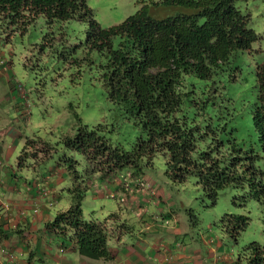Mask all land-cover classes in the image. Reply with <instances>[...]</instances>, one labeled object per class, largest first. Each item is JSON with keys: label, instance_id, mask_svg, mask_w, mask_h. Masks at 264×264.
Listing matches in <instances>:
<instances>
[{"label": "trees", "instance_id": "trees-1", "mask_svg": "<svg viewBox=\"0 0 264 264\" xmlns=\"http://www.w3.org/2000/svg\"><path fill=\"white\" fill-rule=\"evenodd\" d=\"M235 1H150L120 22L103 26L86 0H0V19L21 31L39 15L48 25L86 21L80 60L91 65L108 101L136 129L129 148L113 143L103 124H79L73 135H64L63 144L80 151L93 170L105 174L130 167L143 172L161 153L172 181L181 183L194 174L212 203L218 191L230 185L241 191L242 202L254 198L264 210V64L256 71L257 100L251 110L254 139L241 135L234 107L230 98L229 105L225 103L219 85L220 75L231 68L232 54L258 38L247 25L249 15ZM161 9L162 16L154 15ZM34 140L28 138L25 149ZM25 149L22 156L29 153ZM97 157L104 158L103 167L95 166ZM63 161L73 178L70 203L49 225L59 233L69 228L68 237L79 253L109 259L111 233L106 220L83 217L81 201L88 183L75 160ZM107 218L117 220L118 213L111 212ZM247 223L248 216L241 213L221 218L234 238ZM244 253L246 264H264V244L250 242Z\"/></svg>", "mask_w": 264, "mask_h": 264}, {"label": "rangeland", "instance_id": "rangeland-1", "mask_svg": "<svg viewBox=\"0 0 264 264\" xmlns=\"http://www.w3.org/2000/svg\"><path fill=\"white\" fill-rule=\"evenodd\" d=\"M150 1L156 0H86L103 26L120 22L134 13L142 3ZM235 5L242 13L249 15L247 25L257 33L258 38L249 48L232 54L231 68L220 75L219 85L225 103L230 98L228 101L234 107L235 122L242 131L241 135L254 139L251 110L257 100V66L264 64V0H236ZM164 13L161 9L155 11L154 15L162 16ZM86 29L87 23L83 20L71 19L65 23L48 25L44 17L39 15L21 31L0 19V58L10 73V85L0 82V105L5 108L19 105L20 112L22 108V113L29 117L26 118L28 127L22 117L17 129L35 139L31 147L46 149L52 145L53 157L61 160L71 157L84 178L91 175L88 174L87 160L80 151L63 144L61 139L64 135H73L79 124H87L88 127L103 124L106 126L105 135L113 143H121L129 148L136 133L132 122L119 114L108 101L95 70L89 69L91 65L86 60H80L84 55L80 42L84 40ZM12 84L13 91L10 90ZM38 120H42L40 126L36 124ZM38 136L47 143L43 144ZM100 161L103 162L104 158L97 157L94 161L98 168L103 167ZM259 164L263 166L262 159ZM144 169L148 174L146 178L154 180L174 200L178 215L176 219L170 220V224L178 219L183 228L179 238L182 245H185L182 240L187 245L195 241L198 245H205L204 239L211 237L214 243L219 244L218 253L228 255L237 264H246L244 247L250 242L264 244V210L256 199L246 198L242 202L239 195L241 191L228 185L218 191L217 199L212 203L204 195L194 174L181 183L172 181L165 173V157L161 153H157L152 165ZM120 174H126L132 186V190H125V194L136 189V177L145 178L142 172L130 167H125L118 176ZM118 187L123 189L119 177ZM104 188L100 179L90 176L86 194L81 201L84 218L103 221L107 219L108 209L117 207L118 197L115 199L99 193ZM65 191H60L62 196L52 207L55 212L62 208L68 196ZM155 207L149 206L146 219L150 218L151 212H156ZM238 213L247 215L248 223L234 238L223 228L221 218L224 214ZM128 217L134 230L138 231L140 223L135 213L129 211ZM164 219V224H167L169 219Z\"/></svg>", "mask_w": 264, "mask_h": 264}, {"label": "crops", "instance_id": "crops-1", "mask_svg": "<svg viewBox=\"0 0 264 264\" xmlns=\"http://www.w3.org/2000/svg\"><path fill=\"white\" fill-rule=\"evenodd\" d=\"M9 74L8 66L0 64V82L10 85ZM13 89L12 84L10 90ZM22 111L19 105L13 108L0 105V264H5L4 255L8 251L17 255V264H237L228 255L218 253L219 244L211 237L204 239L205 245L196 241L187 245L182 240L184 249L175 247L183 232L178 219L170 224L178 215L175 202L154 180L146 178L145 171L142 174L149 190L128 192L123 202L115 197L117 207L108 209L109 214L118 213L117 220L105 219L111 233L107 244L112 257L91 258L79 253L68 237L72 233L69 228L59 233L49 225L55 214L70 203L68 188L73 184L72 175L62 158L53 157V147L27 145L25 149L27 139L32 136L17 129L22 117L28 127L29 115ZM41 122L38 120L36 124L40 126ZM38 138L44 141L41 136ZM24 149L29 153L22 156ZM87 170L91 175L82 177L86 183L90 176L103 182L105 188L99 193L121 190L117 176L123 169L103 174L88 165ZM65 189L68 196L55 212L52 207ZM150 205L156 206V212L146 219ZM129 211L135 213L140 223L138 231L129 222ZM164 218L169 219L167 224ZM120 222L123 227L118 226Z\"/></svg>", "mask_w": 264, "mask_h": 264}, {"label": "built area", "instance_id": "built-area-1", "mask_svg": "<svg viewBox=\"0 0 264 264\" xmlns=\"http://www.w3.org/2000/svg\"><path fill=\"white\" fill-rule=\"evenodd\" d=\"M0 63H4L2 58H0ZM118 177H119V180H120V183L123 189L121 188L119 192H115L112 190H105L104 194L105 196L118 197L120 201H124L126 198L125 190L131 191L132 186L129 184V179L126 174H120ZM134 183L136 185L137 190H140V191L149 190L148 183L141 176L136 177ZM175 247L179 249H184V246L179 241H175ZM4 260H5V264H17L18 257L14 252L8 251L4 255Z\"/></svg>", "mask_w": 264, "mask_h": 264}]
</instances>
